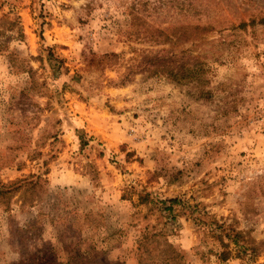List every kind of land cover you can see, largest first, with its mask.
Returning <instances> with one entry per match:
<instances>
[{"label":"rangeland","instance_id":"1","mask_svg":"<svg viewBox=\"0 0 264 264\" xmlns=\"http://www.w3.org/2000/svg\"><path fill=\"white\" fill-rule=\"evenodd\" d=\"M139 260L264 264V0H0V264Z\"/></svg>","mask_w":264,"mask_h":264},{"label":"trees","instance_id":"2","mask_svg":"<svg viewBox=\"0 0 264 264\" xmlns=\"http://www.w3.org/2000/svg\"><path fill=\"white\" fill-rule=\"evenodd\" d=\"M168 203L169 204H171L168 208H166V210L167 211H169L170 213L172 212L171 211V208H172V205L173 204H176V203H178V201L177 200H169L168 201ZM162 205H164V204H166V203H161ZM217 228H219V226L218 225H216L213 229H217ZM221 235V234H220ZM152 237H162V234H153V236ZM217 238L218 237H221V236H216ZM145 240H147V235L146 236H144L143 238H142V240L139 242V249L141 250V246L143 245V241H145ZM221 243V246H222V248H223V252L220 254V259L221 260H227L228 259V257H230L232 254H233V251H235V250H233L232 248H229V245L228 244H224L223 242H220ZM170 247V246H169ZM172 248V247H171ZM139 263H141L140 262V260H139V262H138V264ZM166 264H167V262H165ZM58 264H60V263H58ZM66 264H72L70 261L69 262H67Z\"/></svg>","mask_w":264,"mask_h":264}]
</instances>
